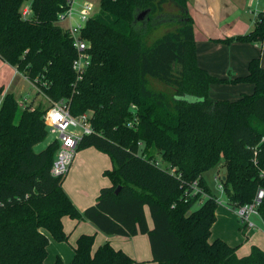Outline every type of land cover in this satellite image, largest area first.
<instances>
[{
  "label": "trees",
  "instance_id": "trees-1",
  "mask_svg": "<svg viewBox=\"0 0 264 264\" xmlns=\"http://www.w3.org/2000/svg\"><path fill=\"white\" fill-rule=\"evenodd\" d=\"M27 1L31 14L24 17ZM67 1L0 0V59L36 80L51 100H66L72 115L91 111L93 132L83 135L77 151L93 146L106 153L112 167L104 175L111 184L100 188L93 205L78 210L62 188L65 174L50 173L58 142L34 150L48 133L45 108L20 105L11 92L4 93L0 264H45V232L68 241L64 215L88 220L107 235L147 234L157 264H264V251L256 245L239 257L236 246L220 237L210 240L217 201L202 177L222 161L221 179L232 209L264 190V67L259 58L250 59L246 75L229 80L252 83V93L233 101L212 99L210 84L229 81L198 65L186 0H99L98 12L82 29L91 62L76 80V51L57 18ZM161 26L168 28L148 43L146 36ZM263 38L261 12L249 32L214 40ZM150 79L165 89L153 87ZM156 153L168 168L157 165ZM193 181L206 197L192 194ZM258 211L264 221V196ZM93 242V234H80L68 264L133 262L108 241L95 250ZM53 264H62L61 258Z\"/></svg>",
  "mask_w": 264,
  "mask_h": 264
},
{
  "label": "crops",
  "instance_id": "crops-1",
  "mask_svg": "<svg viewBox=\"0 0 264 264\" xmlns=\"http://www.w3.org/2000/svg\"><path fill=\"white\" fill-rule=\"evenodd\" d=\"M186 1L188 12L193 20L196 60L201 68L215 77L229 81L246 75L248 73V63L254 57H258L261 66L264 67V38L255 42L233 40L225 43L214 40L234 37L252 30L260 13L264 11V0ZM96 4H98L96 8L93 6L90 10L87 9L89 11L88 16H93L98 12L99 0H96ZM58 24L62 28L66 26H62L59 22ZM2 63L16 71L14 67L6 62L2 61ZM253 90L254 85L250 82L211 83L209 95L212 99L233 101L243 94L252 93ZM6 92L9 91L4 88L3 93ZM28 103H33V106H35L33 100L28 101ZM111 167L110 157L93 146L76 151L65 173L62 188L78 210L83 211L88 206L93 205L96 202L100 188L111 184L110 179H108V182L104 179V170L111 169ZM218 203L222 202L218 201ZM220 210H217L216 207V220L211 226L210 240L220 237L231 246L238 245L236 254L239 257L247 255L251 245H256L264 251V228L260 217L255 216L261 223V227L256 225V227L247 229L245 232L246 243L239 247L242 238L239 236L238 231L236 232L239 224L235 212L231 213L226 208ZM231 210L233 209L231 208ZM145 214L148 226L152 227V220L147 208H145ZM221 215L229 220V228L223 232L216 227L218 218ZM62 226L64 232L68 235V241H56L49 233L45 232L48 237L45 264H53L57 256L61 258L62 264H68L73 257V246L80 234L94 235L92 250L108 241L115 249H120L130 256L133 260L131 264H157L152 260L147 234L138 233L132 236L107 235L98 230L92 222L85 219L77 220L68 215L62 217Z\"/></svg>",
  "mask_w": 264,
  "mask_h": 264
},
{
  "label": "built area",
  "instance_id": "built-area-1",
  "mask_svg": "<svg viewBox=\"0 0 264 264\" xmlns=\"http://www.w3.org/2000/svg\"><path fill=\"white\" fill-rule=\"evenodd\" d=\"M74 1L75 0H68L66 7L58 14L57 18L58 22L62 19H67L69 21V24L66 25L64 29L68 32L72 41V46L76 51V55L72 60V69L75 73L76 80H80L82 79L91 62V54L88 51L89 42L83 37L82 29L85 26L87 20L92 16H88V10L86 12L88 14H86L74 8ZM21 12L24 17H28L31 14L30 2H27L24 6H22ZM23 78L27 80L36 91H39L40 94H42V96L48 101V106L45 108L42 114V119L48 132L54 133V139L58 142V148L50 167V173L55 177L62 176L67 172L83 135L93 132V129L89 123L90 113L85 112L80 115H72L69 111V104L66 100H51L39 90V85L36 80H30L26 76H23ZM3 95L4 93L2 92L0 104ZM18 103L20 105H25L28 103V101L24 97L20 99ZM215 180L219 193H224V185L219 173L215 174ZM191 185L193 189L192 194L200 192L202 197L207 196V193L200 189L196 181H193ZM263 196L264 190L258 189L252 201L236 205L233 208V211L240 219L242 226L249 228L256 227V224L250 219V217L254 214L255 216L261 218L258 211V206ZM216 201L218 202L217 197ZM262 223L264 228L263 220Z\"/></svg>",
  "mask_w": 264,
  "mask_h": 264
},
{
  "label": "rangeland",
  "instance_id": "rangeland-1",
  "mask_svg": "<svg viewBox=\"0 0 264 264\" xmlns=\"http://www.w3.org/2000/svg\"><path fill=\"white\" fill-rule=\"evenodd\" d=\"M27 2H30V1H27ZM27 2H25V3H27ZM25 3H24V5H25ZM85 3H88V4H85ZM93 6H95V8H96V6H98V4H96V0H75L73 3L74 8H76L80 12H84V13L87 12V9L90 10V8H92ZM86 14H88V13H86ZM59 23L62 26H64V25H68L69 21L67 19H62L59 21ZM166 28H168V27L167 26H161L157 29L152 30L146 36L145 40L148 43L152 42L154 40V38L159 36ZM150 84L155 88L165 89L161 83H159L153 79H150ZM1 85L4 86V88H6L9 92H11L17 98V100H20V99L25 97L27 101L33 100L35 106H39L41 108H46L48 106L47 99H45L42 96V94H40V93L37 94L36 90L30 85V83L23 78L22 74L13 70V68H10L7 65H4L2 63V61L0 60V86ZM88 113L91 114V111H88ZM54 137H55L54 133L48 132L46 138L34 146V150L35 151L41 150L50 141H52L54 139ZM154 156H155V160L157 162V165L159 167L168 168L167 163L163 160L162 155L160 153H156ZM224 172H225V168L223 167V163L221 161L220 163H218V165L216 167L205 171L202 174V177H203L207 187L211 191V193L214 194L218 198V201L222 202V203L217 204V210L221 209L220 211H222L223 208H226L229 211H231V213H234L233 210H231V208H230L231 205L229 204V202L227 200V195L225 193H219V190L216 187L215 174L219 173V175L221 176V175H223ZM104 179L108 182L109 178H107V176L104 175ZM195 207H197V205ZM236 217H237V215H236ZM250 219L257 226L261 227V223L258 221V219L255 217L254 214L251 215ZM237 222L239 224V227L236 230V232L238 231L239 236L242 238V241H241L242 243H239V247H241L243 244L246 243L245 232L247 229H249V227L242 226L239 218H238ZM216 227H217V229L219 228L218 229L219 231H222V232L227 231L229 228V220H226V218L221 215L218 218V221L216 223ZM228 233H230V232H228ZM237 246L238 245H236V249H237ZM250 250H251V247H250ZM249 253H250V251H249Z\"/></svg>",
  "mask_w": 264,
  "mask_h": 264
},
{
  "label": "water",
  "instance_id": "water-1",
  "mask_svg": "<svg viewBox=\"0 0 264 264\" xmlns=\"http://www.w3.org/2000/svg\"><path fill=\"white\" fill-rule=\"evenodd\" d=\"M118 189H119V186L116 187V189H115V193H117Z\"/></svg>",
  "mask_w": 264,
  "mask_h": 264
}]
</instances>
